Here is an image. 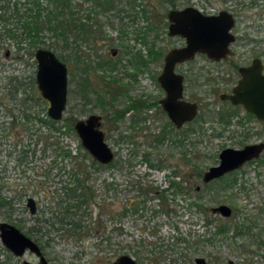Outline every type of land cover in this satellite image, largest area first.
Returning <instances> with one entry per match:
<instances>
[{
  "label": "rangeland",
  "instance_id": "obj_1",
  "mask_svg": "<svg viewBox=\"0 0 264 264\" xmlns=\"http://www.w3.org/2000/svg\"><path fill=\"white\" fill-rule=\"evenodd\" d=\"M17 1L0 0V221L38 242L53 264H113L121 255L137 264H196L198 257L208 264H264V152L224 179L202 181L223 149L264 141V122L219 97L237 83L236 71L199 56L178 68L185 99L199 104L196 119L181 129L159 103L165 93L158 82L165 55L184 42L168 35L171 9L234 10L239 35L264 40V0H114L107 10L98 8L93 16L103 35L79 46L82 54L96 51L90 71L76 61L75 45L51 47L69 70L68 121L57 129L36 85L35 52L28 46L20 52L5 34L14 19L1 15L13 13L16 3L22 7L24 0ZM75 1L87 17L93 3ZM16 84L18 92H11ZM92 114L102 116L114 151L107 165L92 164L74 129ZM68 150L72 157L63 158ZM79 163L83 183L74 190ZM221 204L232 216L212 211ZM220 222L225 233L218 232ZM0 249L7 264L39 262L32 252L16 258L1 239Z\"/></svg>",
  "mask_w": 264,
  "mask_h": 264
},
{
  "label": "water",
  "instance_id": "obj_2",
  "mask_svg": "<svg viewBox=\"0 0 264 264\" xmlns=\"http://www.w3.org/2000/svg\"><path fill=\"white\" fill-rule=\"evenodd\" d=\"M168 35L181 37L185 44L171 49L164 59L163 70L158 82L166 95L160 105L172 123L181 128L196 119L199 105L184 99V75L176 72L177 64L187 62L204 53L213 60H221L229 55V46L236 40L232 33L234 19L232 14L223 10L219 15H206L194 6L182 9H171L168 12ZM115 53L113 52V55ZM37 62L36 82L41 96L48 101V116L54 121H61L67 109L68 100V66L57 54L46 47L35 51ZM242 78L232 89V93L221 95L222 100H229L233 105L243 108L264 121V74L257 61L252 66L240 69ZM102 117L92 114L78 120L74 129L84 149L98 163L107 165L114 160V151L105 139L101 129ZM264 152V142L247 144L242 148H225L219 155V163L210 167L202 176L208 184L233 171L246 163L258 159ZM198 190L200 187L198 186ZM27 207L32 214L36 213L37 205L34 198L29 197ZM224 218L232 216L233 210L226 204L212 209ZM0 238L3 245L14 256L22 258L26 252H32L39 258L38 264H53L47 260L39 244L23 233L18 227L8 222H0ZM196 264H208L202 257L196 258ZM23 264H34L23 260ZM114 264H137L134 258L122 255Z\"/></svg>",
  "mask_w": 264,
  "mask_h": 264
},
{
  "label": "trees",
  "instance_id": "obj_3",
  "mask_svg": "<svg viewBox=\"0 0 264 264\" xmlns=\"http://www.w3.org/2000/svg\"><path fill=\"white\" fill-rule=\"evenodd\" d=\"M87 1H91L93 3V7L89 8V12L86 15L87 17L84 18L80 16L79 13L82 5L75 0H24V3L21 4L22 7H19V3H16L13 13H7V16H5L6 14L3 16L1 15V18L5 19L6 21H12L14 19V25H12L11 28L5 27V34L15 40L17 49L20 52L22 50H26V47L28 46L31 50V54H34L36 49H38L42 45H47L48 49H51V47L58 46L60 44L64 47L75 45L76 47L73 52L76 61L82 62V64L87 63L88 66H90V68L88 69L90 71L91 68L94 67V64L96 62L94 59L96 51L94 54L93 52L95 49H93L92 47L93 50L89 49L92 50V52L89 51L88 53L85 52L82 54L83 51L80 50L83 48L80 47L81 49H79V46H81L83 43H88L90 46H92L96 43V41H98V39H101L103 35L102 25L100 20L95 18L93 14H98V8H101L104 11L107 10V8L112 6L114 0ZM58 57L62 61H65L66 59L65 56ZM101 104L104 107L106 106L104 102H102ZM113 104L114 103L111 102V105ZM65 120L68 121V119H62V121ZM59 122L61 121L51 120L49 123L53 126V128L57 129L56 124H58ZM67 124L68 123H66V125ZM85 154L92 160V164L96 165L98 163L96 160L90 157L89 153ZM61 155L63 156V158H67L69 156L72 157L71 151L69 150L62 151ZM79 166L80 163L77 164V169L75 168L76 171L74 172L76 186L74 190L80 188L83 183V181L79 178V171H82L85 165L80 167ZM84 173H86L88 176V171H86V169ZM198 174L199 176H201V171H199ZM220 179H224V177ZM176 183L174 181L171 182L173 186L178 185V187H181L180 183ZM84 202L86 201L82 200L79 203L78 207ZM193 204L202 208L201 204H198V202H195ZM44 222H49V219H45ZM53 224L54 223H50V225L52 226ZM76 225L78 224L76 223ZM226 228V225L220 222L217 229L219 233H225ZM5 264H7V262H5Z\"/></svg>",
  "mask_w": 264,
  "mask_h": 264
},
{
  "label": "flooded vegetation",
  "instance_id": "obj_4",
  "mask_svg": "<svg viewBox=\"0 0 264 264\" xmlns=\"http://www.w3.org/2000/svg\"><path fill=\"white\" fill-rule=\"evenodd\" d=\"M185 8V7H184ZM182 9V8H181ZM199 9V8H198ZM202 13L206 14V15H211V16H216V15H219V13L221 11H212V10H201ZM223 11V10H222ZM228 11V10H226ZM230 14H232L233 16V19H234V26L232 28V33L235 35L236 37V40L234 42H232L229 46V49H230V52H229V55L226 57V58H222L221 60H213L211 58H209L206 54L204 53H198L196 55L199 56V57H202L204 58L205 60L209 61L210 63H213V64H228V65H231L232 68L236 71V75L238 77V81L237 83H235L233 86H231L230 88L222 91L220 94H219V97L221 99V95L223 93H226V94H230L232 93V89L234 88V86H236L238 84V82L240 81V79L242 78V75H241V72H240V69L241 68H248L250 66H252V64L254 63V61H257L259 66L261 67V72L262 74H264V40H255V39H247V37H245L246 35H239V33L236 31V28H237V24H238V14L236 13V11H228ZM168 15V14H167ZM168 17V16H167ZM178 37V36H176ZM181 38V37H180ZM184 40V39H183ZM185 44V40L183 42V44L181 46H183ZM181 46H176V47H181ZM174 47V48H176ZM173 49V48H172ZM11 55V52L10 51H7L6 53V56H9L10 57ZM115 55V54H114ZM195 57V58H196ZM165 59V57H164ZM194 59V58H193ZM192 59V60H193ZM190 60V61H192ZM189 62V61H187ZM187 62H183V63H180V64H177L176 66V72H178V68L184 64V63H187ZM69 71V70H68ZM37 73V72H36ZM179 74H182V73H179ZM184 75V74H182ZM36 79V78H35ZM12 85V83H10ZM36 85H37V82H36ZM19 86L20 84H16L14 89L12 88L10 91L11 92H18L19 90ZM38 87V86H37ZM163 89V88H162ZM184 92H185V75H184ZM165 93V91H164ZM166 95V93H165ZM164 95V97H165ZM163 97V98H164ZM184 99H185V95H184ZM187 100V99H185ZM189 101V100H187ZM221 101L223 102H226L228 103L229 105H231L232 107H240L242 108L248 115V117H251V118H255V119H258L255 117V115H253L252 113H249L247 112L242 105H233L229 100H222ZM190 102H193V101H190ZM160 103V102H159ZM197 103V102H196ZM199 105V104H198ZM163 109V108H162ZM132 110V109H130ZM165 112V111H164ZM166 113V112H165ZM199 113V112H198ZM167 115V113H166ZM101 116V115H100ZM102 117V116H101ZM169 118V117H168ZM52 120V119H51ZM170 120V119H169ZM259 120V119H258ZM54 121V120H53ZM171 121V120H170ZM194 121V120H193ZM261 122H264L262 120H259ZM172 123V121H171ZM190 123V122H189ZM173 124V123H172ZM174 125V124H173ZM186 125V124H185ZM102 127V125H101ZM174 127L176 129H181V128H178L174 125ZM102 129V128H101ZM105 133V132H104ZM105 139H106V136H105ZM260 142H264V141H260ZM90 155V154H89ZM222 178V177H221ZM220 179V178H219ZM217 180V179H216ZM198 188V186L196 187V189ZM198 190V189H197ZM28 203V201H27ZM37 205V203H36ZM36 212H37V209H36ZM36 214V213H35ZM0 222H5V221H0ZM9 223V222H8ZM1 239V238H0ZM2 242V241H1ZM38 243V242H37ZM3 244V243H2ZM39 244V243H38ZM40 246V245H39ZM41 247V246H40ZM6 248V247H5ZM7 249V248H6ZM6 249H3L4 251H6ZM42 249V248H41ZM9 250V249H7ZM10 251V250H9ZM11 252V251H10ZM12 253V252H11ZM13 254V253H12ZM34 254V253H33ZM44 254V253H43ZM0 256H1V249H0ZM122 256V255H121ZM16 257V256H15ZM120 257V256H119ZM118 257V258H119ZM18 258V257H16ZM118 258L114 261V263L118 260ZM133 258V257H132ZM39 259V258H38ZM135 260V259H134ZM136 261V260H135ZM196 262V261H195ZM23 263V261H22ZM39 263V262H38ZM37 263V264H38ZM113 263V264H114ZM137 263V262H136ZM0 264H5V262H3L1 259H0Z\"/></svg>",
  "mask_w": 264,
  "mask_h": 264
}]
</instances>
